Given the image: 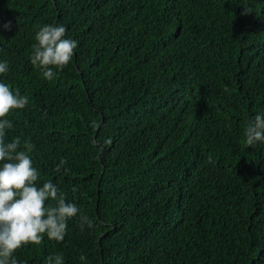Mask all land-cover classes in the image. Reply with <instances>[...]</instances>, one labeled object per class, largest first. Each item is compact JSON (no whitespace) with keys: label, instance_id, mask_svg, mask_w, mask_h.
<instances>
[{"label":"trees","instance_id":"1","mask_svg":"<svg viewBox=\"0 0 264 264\" xmlns=\"http://www.w3.org/2000/svg\"><path fill=\"white\" fill-rule=\"evenodd\" d=\"M57 23L78 47L48 81L30 56ZM0 59L29 98L9 138L94 221L20 260L264 264V145L243 135L264 111V0H0Z\"/></svg>","mask_w":264,"mask_h":264},{"label":"clouds","instance_id":"2","mask_svg":"<svg viewBox=\"0 0 264 264\" xmlns=\"http://www.w3.org/2000/svg\"><path fill=\"white\" fill-rule=\"evenodd\" d=\"M3 27L10 30L11 24ZM67 32L64 24L57 23L44 24L35 33L30 62L48 81H54L71 63L78 47V41ZM9 70V62L0 59V76ZM28 105L26 94L0 79V264H27L17 253L26 246L40 245L45 238L65 241L70 221L75 220L81 231L94 225L77 203L67 201L58 183L42 178L32 156L35 144L21 136L9 138V130L14 128L9 116ZM243 135L248 146L264 145V111L250 119ZM64 164L61 160L56 171ZM79 260L90 264L86 254ZM46 264H65V257L57 252L46 258Z\"/></svg>","mask_w":264,"mask_h":264}]
</instances>
